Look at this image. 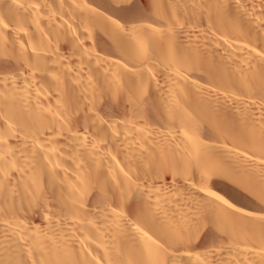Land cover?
I'll return each instance as SVG.
<instances>
[{"label":"bare ground","instance_id":"6f19581e","mask_svg":"<svg viewBox=\"0 0 264 264\" xmlns=\"http://www.w3.org/2000/svg\"><path fill=\"white\" fill-rule=\"evenodd\" d=\"M0 264H264V0H0Z\"/></svg>","mask_w":264,"mask_h":264}]
</instances>
